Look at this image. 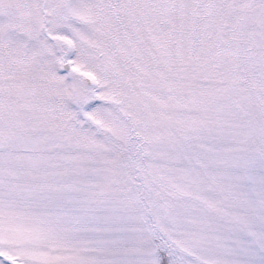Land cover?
<instances>
[{
	"label": "snow or ice",
	"instance_id": "snow-or-ice-1",
	"mask_svg": "<svg viewBox=\"0 0 264 264\" xmlns=\"http://www.w3.org/2000/svg\"><path fill=\"white\" fill-rule=\"evenodd\" d=\"M0 264H264V0H0Z\"/></svg>",
	"mask_w": 264,
	"mask_h": 264
}]
</instances>
